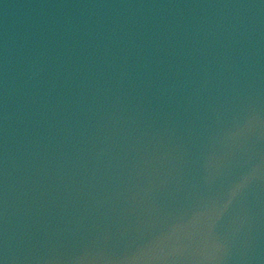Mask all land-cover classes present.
I'll return each instance as SVG.
<instances>
[{
    "label": "water",
    "instance_id": "1",
    "mask_svg": "<svg viewBox=\"0 0 264 264\" xmlns=\"http://www.w3.org/2000/svg\"><path fill=\"white\" fill-rule=\"evenodd\" d=\"M0 264H264V0H0Z\"/></svg>",
    "mask_w": 264,
    "mask_h": 264
}]
</instances>
